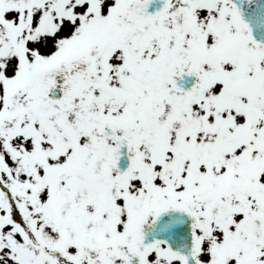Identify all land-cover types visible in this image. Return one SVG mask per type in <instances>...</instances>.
Wrapping results in <instances>:
<instances>
[{
  "label": "snow or ice",
  "instance_id": "obj_1",
  "mask_svg": "<svg viewBox=\"0 0 264 264\" xmlns=\"http://www.w3.org/2000/svg\"><path fill=\"white\" fill-rule=\"evenodd\" d=\"M0 264H264V0H0Z\"/></svg>",
  "mask_w": 264,
  "mask_h": 264
}]
</instances>
